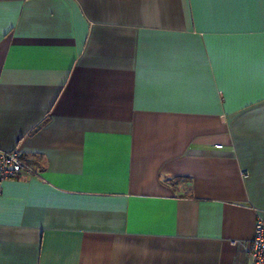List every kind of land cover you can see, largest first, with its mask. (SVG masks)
<instances>
[{
	"label": "crops",
	"instance_id": "0c3cea01",
	"mask_svg": "<svg viewBox=\"0 0 264 264\" xmlns=\"http://www.w3.org/2000/svg\"><path fill=\"white\" fill-rule=\"evenodd\" d=\"M14 147L0 264H250L264 0H0Z\"/></svg>",
	"mask_w": 264,
	"mask_h": 264
},
{
	"label": "built area",
	"instance_id": "2783aa9c",
	"mask_svg": "<svg viewBox=\"0 0 264 264\" xmlns=\"http://www.w3.org/2000/svg\"><path fill=\"white\" fill-rule=\"evenodd\" d=\"M217 146L220 147V144ZM37 169V164L26 159L18 147L0 149V192L3 180L32 174ZM247 248L250 264H264V218H256L253 236Z\"/></svg>",
	"mask_w": 264,
	"mask_h": 264
}]
</instances>
